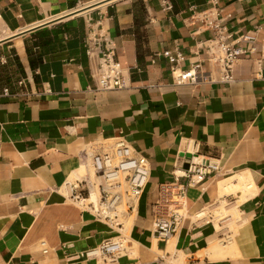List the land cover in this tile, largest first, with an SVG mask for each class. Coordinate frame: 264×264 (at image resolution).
Returning <instances> with one entry per match:
<instances>
[{
    "label": "crops",
    "instance_id": "obj_1",
    "mask_svg": "<svg viewBox=\"0 0 264 264\" xmlns=\"http://www.w3.org/2000/svg\"><path fill=\"white\" fill-rule=\"evenodd\" d=\"M83 1L0 0V264H264V0H117L94 11L93 29L66 15ZM215 2L232 37L256 31L255 50L231 84H175L157 53L180 49L183 68L204 61L214 31L201 11ZM89 33L93 47L109 36L128 87L96 89L100 50L88 56ZM118 136L151 167L123 229L74 202L66 185L93 174L89 145L110 149ZM190 143L222 171L188 187L181 205L172 192ZM243 175L254 184L244 202L226 190ZM231 198L240 202L234 231L199 218ZM171 210L183 219L165 241L153 219ZM104 239L124 240L126 252L112 262L71 256ZM215 242L223 255L207 252Z\"/></svg>",
    "mask_w": 264,
    "mask_h": 264
},
{
    "label": "built area",
    "instance_id": "obj_2",
    "mask_svg": "<svg viewBox=\"0 0 264 264\" xmlns=\"http://www.w3.org/2000/svg\"><path fill=\"white\" fill-rule=\"evenodd\" d=\"M116 1L110 2L106 6ZM102 2L100 0L83 1L69 10L66 15L82 16L93 29V13L103 8L98 6ZM81 10H85V12L78 14ZM201 14L205 24L214 31V37L209 40L207 46L208 57L204 61H191L189 68H183L181 63L186 57L180 49H168L163 53H157V55L163 54L167 58L175 84L197 85L216 82L231 84L235 81V67L242 56L248 51L255 50L256 31L232 37L227 33V27L222 24V9L217 5V2L210 8L201 11ZM99 23L100 20L95 21L94 24ZM88 36V56L91 57L97 49L100 50L96 74L93 75L96 89L114 90L128 87L130 78L126 73L127 69L116 58L115 47L109 36L105 33L99 34V41L96 42L95 47L90 42L93 41L91 33ZM244 43H249L250 47L246 48ZM19 84L24 85V81H20ZM4 95L11 94L6 89ZM193 146L196 150L195 153L190 151L192 156L185 158L181 170L175 173V185L172 193L175 194L176 201L181 205L185 204L188 187L198 185L211 175L222 171V166L217 160L203 155L198 144L193 143ZM87 153L91 157L93 174H86L75 181L68 179L66 185L70 186V197L81 207L91 211L97 219L105 221L111 227H122L125 219L135 214L148 186L151 177L149 160L136 151L123 136L115 137L110 149L106 144L89 145L83 155L85 156ZM195 155L199 158L198 160ZM185 163H188V167L184 166ZM182 219L183 215L178 210L165 213L156 212L153 226L157 236L167 241L179 227ZM68 246L71 247L72 244H68ZM47 251L48 249L44 250V252ZM125 252L124 240L104 239L98 245L75 252L71 256L78 260H95L96 263L99 261L112 262ZM158 264L169 263L162 258Z\"/></svg>",
    "mask_w": 264,
    "mask_h": 264
},
{
    "label": "rangeland",
    "instance_id": "obj_3",
    "mask_svg": "<svg viewBox=\"0 0 264 264\" xmlns=\"http://www.w3.org/2000/svg\"><path fill=\"white\" fill-rule=\"evenodd\" d=\"M0 26H1V24H0ZM235 194H238V193H235ZM238 203H240L239 200L237 202H235V199H232V198L229 199L228 201H222L220 203L219 208L217 207V205H214L213 207L206 209V211L204 212V216L207 215V219H209V215L212 214V215H214V219H215V222H216L218 227H219V224L221 223L224 230L229 229V231L230 230L234 231L236 226H237V220L240 216V213H238L239 212V204ZM237 204H238V208H237V211L235 212L234 207ZM216 208H218V209L216 210ZM209 212H211V213H209ZM222 214H224V215H222ZM225 215H228L230 217H228L227 219H222L221 217L225 216ZM130 219L131 218H129L127 220V223H128L127 225H129ZM168 263L169 264H188L186 262V260L184 259V257L181 258L180 260L170 258Z\"/></svg>",
    "mask_w": 264,
    "mask_h": 264
},
{
    "label": "bare ground",
    "instance_id": "obj_4",
    "mask_svg": "<svg viewBox=\"0 0 264 264\" xmlns=\"http://www.w3.org/2000/svg\"><path fill=\"white\" fill-rule=\"evenodd\" d=\"M100 1H103L100 5L98 6H105L107 5L108 3L110 2H113V1H116V0H100ZM97 7V6H96ZM94 8V7H93ZM91 8V9H93ZM80 9H83V8H80ZM85 12V10H81L78 12L79 13H83ZM1 29V28H0ZM1 37V36H0ZM192 147V150L191 149L189 151L195 153V148L193 146V143H190L189 144V148ZM197 154V152H196ZM195 158L196 160H198L199 158L195 155ZM237 177V176H236ZM229 181V180H228ZM227 185V184H226ZM224 186V185H223ZM253 188H254V184L252 181L248 180L246 176H238V181L235 182V181H232L230 183H228V185L226 186V190L227 192H237L239 195H240V201L244 202L243 200L245 198H247L248 196H250L252 193H253ZM229 211V210H228ZM234 211L236 212L237 211V206L234 207ZM220 212V211H219ZM204 213H201L199 214V218H203V217H200V216H203ZM224 215V214H222ZM131 217V216H130ZM133 217V215H132ZM228 215H225V216H222L221 218L222 219H227ZM124 225H125V221L123 222V226H122V229L124 228ZM222 247L220 246V243L219 242H215L213 243L212 245H210L209 249L207 250V252L211 253V254H218V253H221L222 254Z\"/></svg>",
    "mask_w": 264,
    "mask_h": 264
},
{
    "label": "water",
    "instance_id": "obj_5",
    "mask_svg": "<svg viewBox=\"0 0 264 264\" xmlns=\"http://www.w3.org/2000/svg\"><path fill=\"white\" fill-rule=\"evenodd\" d=\"M184 155L187 157V158H190L192 156V153L188 152V153H184ZM185 167H188V163H185L184 164Z\"/></svg>",
    "mask_w": 264,
    "mask_h": 264
}]
</instances>
